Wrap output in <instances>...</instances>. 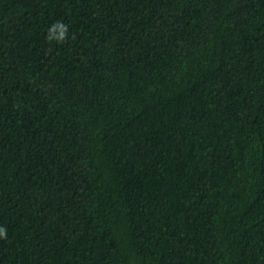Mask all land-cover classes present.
<instances>
[{
  "label": "trees",
  "instance_id": "1",
  "mask_svg": "<svg viewBox=\"0 0 264 264\" xmlns=\"http://www.w3.org/2000/svg\"><path fill=\"white\" fill-rule=\"evenodd\" d=\"M0 264H264V0H0Z\"/></svg>",
  "mask_w": 264,
  "mask_h": 264
},
{
  "label": "clouds",
  "instance_id": "2",
  "mask_svg": "<svg viewBox=\"0 0 264 264\" xmlns=\"http://www.w3.org/2000/svg\"><path fill=\"white\" fill-rule=\"evenodd\" d=\"M0 235H3V230L2 229H0Z\"/></svg>",
  "mask_w": 264,
  "mask_h": 264
}]
</instances>
